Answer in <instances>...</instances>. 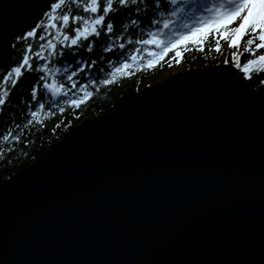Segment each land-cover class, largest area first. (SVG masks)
I'll return each mask as SVG.
<instances>
[{"label": "water", "instance_id": "95a60500", "mask_svg": "<svg viewBox=\"0 0 264 264\" xmlns=\"http://www.w3.org/2000/svg\"><path fill=\"white\" fill-rule=\"evenodd\" d=\"M52 0H0V70ZM175 72L0 184V264H264V104Z\"/></svg>", "mask_w": 264, "mask_h": 264}, {"label": "trees", "instance_id": "16d2710c", "mask_svg": "<svg viewBox=\"0 0 264 264\" xmlns=\"http://www.w3.org/2000/svg\"><path fill=\"white\" fill-rule=\"evenodd\" d=\"M55 2L56 0H52L46 10L42 11L33 20L29 21L15 36L12 56L9 62L0 70V77L22 61V57L29 44H31L34 54L35 52L40 51L41 45L47 44L49 39L57 45V55L49 56V52L44 51L42 52V55L48 57L46 60L37 59L33 55L32 64L34 69L37 66L48 63L49 67L53 69H63L65 66H69V72H71L79 67L76 63L78 59L81 61H97V65L91 70L90 75L85 76L81 73L75 78L78 82V86H80L87 83L89 80H102L106 78L105 73L111 71L109 67L110 61L112 63H118L126 56L137 55V61L132 62L135 65L134 74L131 76L120 77L117 83L111 86H104L102 84L98 85L94 97L79 109L68 108L65 106L66 110L63 113L53 109L55 114L51 116L45 115L43 124L33 125L24 130L21 133V139L19 142H0V152L3 153L0 155V184L27 168L32 162L37 160L41 154L57 144L75 125L82 122L83 119L100 117L115 110L117 107L124 104L134 92L159 83L165 80V78L167 79L170 73L177 69L178 65L182 67V72L191 71L197 68L207 69L214 64L219 66L226 64L233 65L231 53L236 51V49L229 48L228 43L221 40L220 44L222 50L216 52L212 50V46H214L212 44V37H209V43L205 44L203 52L197 51L192 45H189L188 47L192 48V50L184 51V56L180 63L172 62V65L169 66L167 61L172 60V57L174 56V52H170L163 60H160L154 68L145 67L148 60L155 61L158 59L156 56H150L149 52L159 53L162 51V48H158L154 44L141 45L127 43L128 39L133 41L148 39L150 31L162 33L159 35V39L165 41L166 45L171 41L178 40V35L173 34V32L178 31L180 33H187L188 28L181 29V27L182 24L190 21L191 17H193L192 10H195L196 5L192 0H178L176 5H172L170 0H161L159 7L153 3V0H145L147 8L144 10L145 6L143 4L140 5L142 11L139 15L135 14L131 8L122 9L120 12L114 14L112 19L116 28L115 35H121L124 37V39L119 42H124L126 47L123 50L117 48L113 53L102 52V48L106 47L110 42L103 31L98 38L94 36L90 37L91 40L95 41L93 52L91 53L86 51L88 41H84L82 46L78 48L65 46L68 42L61 44L59 40H62V36H60L57 29L46 28V25L49 22L47 16L51 13V6ZM179 9H183V11L178 12L177 16H171L173 10ZM65 11L70 12L73 16L83 15L88 17L90 15L84 13L82 8L78 7L75 3H70ZM161 12L164 13L163 16L160 15ZM57 15H59V13H57ZM132 19H137L139 21V28L129 26L125 31L123 25L130 24ZM163 19H171L174 23L168 29H164L162 23H152L153 20ZM42 21L43 25L41 24ZM107 22L108 21L106 20L105 24H107ZM238 23L239 21H237L236 24L231 25V27H236ZM78 26L80 25L72 24L70 28H64L62 26V31L69 36H74L75 33L72 29ZM32 30H36L35 38H29L24 41L19 39ZM49 33H51V35H49ZM41 35L45 36L44 40L39 39ZM57 37H59V39H57ZM247 39L248 37L245 36L244 41ZM244 41H242L240 45L241 52L244 50ZM135 48L140 49L138 54L133 51ZM261 53H264V49H261L257 55ZM141 57L143 59H140ZM249 58V54L244 53V55L240 57V62L243 64ZM225 61L228 62L225 63ZM141 68L143 70H140ZM99 69H103L104 71L101 72ZM43 74L44 73L36 71L25 72L21 77L17 87L12 91L9 104L6 105L4 112L0 114V132H3L7 127L14 124L23 125L26 123L27 119L30 117V112L26 105L31 100L32 86L36 84L38 77ZM67 74L68 73H63V75H61L60 73H57L56 79L59 82L65 83L66 87H70L65 80ZM262 78H264V74L259 76L254 75L252 79H245L254 89V98L257 102L264 104V85L260 83ZM89 90H91V87ZM71 95L72 93H70V96ZM77 95H79V93H77ZM60 99L63 100L65 98L61 97ZM48 103H51L50 95Z\"/></svg>", "mask_w": 264, "mask_h": 264}, {"label": "snow or ice", "instance_id": "6c2138e0", "mask_svg": "<svg viewBox=\"0 0 264 264\" xmlns=\"http://www.w3.org/2000/svg\"><path fill=\"white\" fill-rule=\"evenodd\" d=\"M172 5H176L178 0H170ZM70 3L77 4L81 7L84 13L90 14L88 17L83 15H71L70 12L65 11ZM153 3L159 7L161 0H153ZM144 5L146 10L147 4L145 0H56L51 6V13L48 14V24L46 28L57 29L62 36V40H59L61 44H65L67 47H80L84 41H88L86 51L93 52L95 41L90 37H100L101 33L110 41L106 47L102 48L104 53H113L117 48L123 50L126 47L124 42H119L124 39L121 35H115L116 28L113 23L112 17L114 14L120 12L122 9H132V11L139 15L142 11L140 5ZM183 9L173 10L171 16H177L178 12H182ZM213 12V9H208ZM59 13V15H57ZM164 15L163 12L160 13ZM108 21L105 24V21ZM236 27L232 28L231 25L236 24ZM153 24H161L164 29L170 28L174 23L171 19L153 20ZM43 25V21L41 22ZM72 24H78L80 26L75 27L72 31L74 36H69L62 31L64 28H70ZM129 26L139 28V21L132 19L130 24H124L123 28L126 31ZM185 27H190L185 25ZM162 33L149 32L148 39H140L133 41L127 40L128 44H141L151 45L154 44L158 48H162L159 53L149 52L150 56H156L157 60H148L145 67L154 68L160 60H163L165 56L170 52H174L172 60L167 61L169 66L172 62L180 63L183 59L184 51H191L189 45H192L197 51L203 52L206 43H209V37H212V50L220 52L221 44L223 40L228 43L229 48L236 49L231 53L233 66L241 73L244 74V78L252 79L254 75L264 74V53L257 55L261 49H264V0H224L218 7L215 8L213 16L210 18L201 19L199 26L192 28L188 33L179 34V39L171 41L169 43L160 40L159 35ZM175 34V33H174ZM51 35V33H49ZM248 39L244 41V37ZM36 37V30H32L26 33L25 36L20 37L21 41L29 38ZM40 40H44L45 36L41 35ZM59 39V37H57ZM244 41V50L240 51L241 42ZM166 45V46H165ZM57 45L53 43L51 39L47 41V44L41 45V50L33 54L31 44L25 50V54L22 57V61L12 67L9 71L4 73L0 77V114L5 110L6 105L10 102L13 89H15L21 80V77L25 72H41L44 73L38 77L36 84L32 86L31 100L27 103L26 107L30 112V117L23 125L14 124L9 126L3 132H0V142L10 143L19 142L21 139V133L32 127L33 125H40L44 123L45 115L51 116L56 111L63 113L68 108L79 109L85 105L89 100L94 97L97 86L102 84L104 86H111L117 83L120 77L131 76L134 74L135 65L132 62L137 61V55H130L124 57L118 63L109 62L111 71L105 73L106 78L102 80H89L78 86V82L75 79L79 74L83 73L85 76L90 75L91 70L96 67L97 61H81L77 60L79 65L74 71L69 72V66H65L63 69L50 68L48 63L37 66L35 69L32 64V56L40 60H46L48 57L42 55V52L48 51L49 56L57 55ZM183 49V50H182ZM135 53H139L140 49H133ZM248 53L250 58L243 64L240 62V57ZM180 58V59H177ZM140 59H143L142 57ZM131 61V62H130ZM228 61H225L227 63ZM140 70H143L142 68ZM103 72V69H99ZM68 73L65 80L70 85L66 87L65 83L59 82L56 79V74ZM43 82V83H41ZM260 83L264 85V78L260 80ZM91 87V90H89ZM75 90V91H74ZM70 93L72 95L70 96ZM79 93V95H77ZM49 95L51 97V103H48ZM65 99L61 100L60 98ZM23 103V101H22ZM63 105V106H62ZM66 106V107H65ZM19 130V131H18ZM3 153L0 152V155Z\"/></svg>", "mask_w": 264, "mask_h": 264}, {"label": "rangeland", "instance_id": "374dc122", "mask_svg": "<svg viewBox=\"0 0 264 264\" xmlns=\"http://www.w3.org/2000/svg\"><path fill=\"white\" fill-rule=\"evenodd\" d=\"M203 2H205L206 0H202ZM209 3V1H207L205 4H208ZM214 6H215V3H211V6L209 7V9H213V12H214ZM201 19H204V17H202L201 16V14L200 13H197V16L195 17V20H194V24H192V25H194V26H196V27H198V24L200 23V21H201ZM193 27V26H192ZM215 65V64H214ZM215 66H217V65H215ZM182 67H180V65H178L177 66V69L174 71V72H172V73H170V76L172 75V74H174L176 71L177 72H182ZM169 76V77H170Z\"/></svg>", "mask_w": 264, "mask_h": 264}, {"label": "bare ground", "instance_id": "6f19581e", "mask_svg": "<svg viewBox=\"0 0 264 264\" xmlns=\"http://www.w3.org/2000/svg\"><path fill=\"white\" fill-rule=\"evenodd\" d=\"M206 8H207V6H206V4L205 3H203L201 6H200V10L201 11H204V10H206ZM170 76V75H169ZM168 78V77H167ZM166 79V78H165Z\"/></svg>", "mask_w": 264, "mask_h": 264}]
</instances>
